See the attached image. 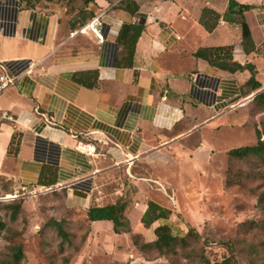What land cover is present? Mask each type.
<instances>
[{"label":"crops","instance_id":"0c3cea01","mask_svg":"<svg viewBox=\"0 0 264 264\" xmlns=\"http://www.w3.org/2000/svg\"><path fill=\"white\" fill-rule=\"evenodd\" d=\"M133 1L140 6L135 17L97 0L96 14L104 15V42L98 44L93 34L71 38L66 9L0 0V63L18 78L0 95V117L11 118L0 123V179L13 190H33L40 188L43 167L54 166L58 178L50 191L63 196V210L87 219L91 206L124 198L131 228L148 231L159 225L147 229L141 223L150 201L164 208L167 198L177 203L167 188L190 183L207 188L219 181V155L232 150L220 148L219 138L228 128L243 129L249 116L239 123L225 120L248 109L249 98L260 92L245 97L249 71L232 74L195 53L234 45V61L255 66L261 91L264 57L247 55L238 26L222 21L209 33L200 24L204 7L223 14L229 0L222 8L178 5V0ZM131 20L145 23V31L133 68H119L118 35ZM246 20L255 44H262L264 11L248 12ZM82 39L90 41L88 47ZM86 72L97 74L94 89L74 80ZM13 140L19 147L9 154ZM90 224L101 236H121L109 221Z\"/></svg>","mask_w":264,"mask_h":264},{"label":"rangeland","instance_id":"374dc122","mask_svg":"<svg viewBox=\"0 0 264 264\" xmlns=\"http://www.w3.org/2000/svg\"><path fill=\"white\" fill-rule=\"evenodd\" d=\"M226 1L178 0L177 4L197 7L210 3L222 8ZM243 1L256 6L255 10L264 11V0ZM30 2L34 6L66 9L64 22L69 25L72 19H68V14L74 16L84 4V0ZM95 2L97 4V0ZM96 4L89 8L95 10ZM89 43L88 39H82L83 47H88L86 44ZM261 68L264 71L263 65ZM247 115L249 109L241 110L225 121L227 124L239 123ZM258 134L264 140V113L256 114L254 120H247L243 129L223 131L219 147L255 146ZM217 165L219 181L209 182L207 188L193 183L175 190L167 188L168 194H175L177 201L175 204L167 198L173 231L182 236L194 228L187 244L170 255L135 246V237L141 246L153 241L154 229H132L131 233L120 237L114 234L101 236L79 212L63 210L60 193L43 190L33 196L30 195L32 189L13 190L5 179H0V198L12 196L0 202V221L6 225L0 233V262L8 259L13 247L22 245L23 264H221L225 260H230L229 264H264V161L257 157L230 160L227 152L219 155ZM226 178L234 185H227ZM16 194L18 197H14ZM19 203L22 209L18 211ZM53 222L61 223L67 239Z\"/></svg>","mask_w":264,"mask_h":264},{"label":"trees","instance_id":"16d2710c","mask_svg":"<svg viewBox=\"0 0 264 264\" xmlns=\"http://www.w3.org/2000/svg\"><path fill=\"white\" fill-rule=\"evenodd\" d=\"M69 3L77 0H66ZM110 6L117 9L127 11L132 17H135L140 12V6L133 0H105ZM27 6L35 7L30 0H26ZM91 4H96L95 0H84L83 7L78 12L71 16L68 14L70 20V27L72 31H77L83 28L93 18H95L96 9L91 10L89 7ZM97 5V4H96ZM256 9V6L249 4H242L237 0H229L228 8L225 13H218L216 10L204 7L200 17V24L209 33L214 32L222 21L227 22L230 25L238 26L241 29L242 41L241 44L244 47L247 55L252 53L258 54L264 57V42L260 45H256L253 40L251 28L246 20V13ZM66 15V14H65ZM73 17V18H71ZM65 18V17H64ZM67 18V17H66ZM145 31V23L128 21L125 22L118 35V43L122 48L120 58L117 63L119 68H133L134 57L136 54V47L139 39ZM234 45L224 47H210L200 49L195 53V57L201 58L207 61L211 66L221 69L223 71L235 74L249 71L251 73L250 79L245 84V87L249 88L245 97L251 96L255 92L257 93L253 100L248 103L249 120H254L256 114L264 113V91H261L262 84L256 80V68L252 64L241 65L234 61ZM74 80L89 88L94 89L97 87V74L96 72L79 73L74 76ZM12 148L9 154H15L19 144L14 140L11 143ZM230 160L244 161L252 157H257L264 161V140L261 134H258V143L255 146H242L234 148L228 152ZM58 168L54 166L43 167L37 189H50L57 184ZM227 185H234L230 178H226ZM237 184V183H236ZM7 186L10 188V184ZM47 187V188H43ZM51 192H54L52 190ZM3 196L0 198V202L3 201ZM17 210L22 209L21 203L17 204ZM128 208V202L124 198H118L114 204H109L103 207L91 206L87 211V221L89 223L99 221H109L113 224V230L117 235L129 234L132 232L129 220L126 217V210ZM172 211L164 208L160 204L153 201L148 203V209L142 217L141 223L147 229L153 227L155 224H159L154 230V240L151 242H145L142 246L137 240L134 239V244L137 247H141L144 250H157L160 254L170 255L176 253L178 247L185 246L188 239L194 234V228H190L184 235H177L171 226ZM59 228L60 234L67 239V234L62 230L61 223L53 222ZM6 229L4 222L0 221V233ZM25 260L24 247L17 245L12 248L7 260L0 262V264H23ZM230 260H225L221 264H229Z\"/></svg>","mask_w":264,"mask_h":264},{"label":"built area","instance_id":"2783aa9c","mask_svg":"<svg viewBox=\"0 0 264 264\" xmlns=\"http://www.w3.org/2000/svg\"><path fill=\"white\" fill-rule=\"evenodd\" d=\"M103 28H104V15L99 14L80 30L73 31L71 33V38H75L79 35L93 34L96 37L98 44H102L104 42ZM31 71L32 70L29 69L28 74L29 73L31 74ZM17 79L18 78L12 74L11 70L9 69L8 66H6V64L0 63V95L8 88L15 85ZM253 98L254 97L249 98L247 102H250L251 100H253ZM2 119L11 120L10 116L7 114H4L2 117H0V123L4 121ZM90 149L91 148H86L83 151H85L88 154H92L93 151L92 150L90 151ZM23 190L25 191L27 189H23ZM42 191L43 190L33 189L31 190L30 195L36 196ZM44 191L47 192L50 191V189H45ZM9 197L12 196L6 195L5 199H10ZM14 197H18L17 194Z\"/></svg>","mask_w":264,"mask_h":264},{"label":"bare ground","instance_id":"6f19581e","mask_svg":"<svg viewBox=\"0 0 264 264\" xmlns=\"http://www.w3.org/2000/svg\"><path fill=\"white\" fill-rule=\"evenodd\" d=\"M91 151V150H90Z\"/></svg>","mask_w":264,"mask_h":264},{"label":"water","instance_id":"95a60500","mask_svg":"<svg viewBox=\"0 0 264 264\" xmlns=\"http://www.w3.org/2000/svg\"><path fill=\"white\" fill-rule=\"evenodd\" d=\"M48 192V191H47Z\"/></svg>","mask_w":264,"mask_h":264}]
</instances>
